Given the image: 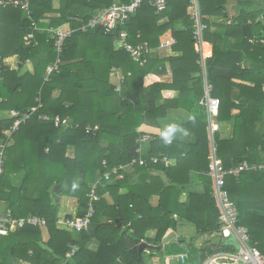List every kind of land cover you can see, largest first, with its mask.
<instances>
[{
  "label": "trees",
  "instance_id": "obj_1",
  "mask_svg": "<svg viewBox=\"0 0 264 264\" xmlns=\"http://www.w3.org/2000/svg\"><path fill=\"white\" fill-rule=\"evenodd\" d=\"M131 1L29 0V16L21 8H0V113L5 115L0 120V144L7 141L5 132L15 123L11 111L23 114L37 109L8 141L0 177V206L5 205L4 211L10 210L16 219L35 215L47 221L45 228L26 225L0 236V264H148L149 250L140 255V246L148 243L162 247L166 233L178 226L176 215L179 224L187 221L207 238L205 247L196 252L199 264L210 255L230 250L224 238L214 236L220 229V209L214 181L208 175L211 136L207 109L201 105L204 70L193 35L195 21L189 13L192 0H169L162 13L146 1L125 26L133 45L147 42L150 49L159 50L175 40L166 58L149 55L147 63L140 66L123 49L116 51V39L103 30L76 31L64 47L58 69L47 74L58 58L50 29L77 30L98 11ZM198 1L208 26L204 40L213 46L205 66L206 79L214 88L212 96L221 101L216 119L220 124L232 123L231 139H223L221 133L214 136L217 155L226 168L245 161L250 165L262 163L264 8L253 13L242 11L228 25L215 23L212 18L226 19L230 2L246 5L247 1ZM83 10L87 13L80 15ZM31 33L35 42L28 46L25 38ZM6 60L11 61L9 66ZM29 63L33 71L26 70ZM167 63L172 84L157 81ZM114 70L131 74L121 92L111 81ZM174 110L192 116L181 128L195 142L173 140L166 144L163 138L152 136L147 153L139 154L138 129L143 125L161 127ZM43 115L69 123L56 127L43 121ZM163 155L175 164L165 168L151 161ZM133 161L134 173L122 171L121 178L113 176L110 182L99 185L100 199L94 204L88 230L58 227L63 197L78 201L77 216L66 218L84 217L89 210V194L103 173ZM154 169L164 178L152 176ZM193 174H199L198 183ZM262 182L264 171H249L229 177L227 189L239 210V225L264 253ZM124 189L129 192L121 196ZM154 196L159 197L156 206L151 203ZM150 233H155L154 237ZM94 238L99 247L91 252L87 244ZM73 247L78 250L69 258ZM170 247L168 254L181 253L172 249L176 243Z\"/></svg>",
  "mask_w": 264,
  "mask_h": 264
},
{
  "label": "built area",
  "instance_id": "obj_2",
  "mask_svg": "<svg viewBox=\"0 0 264 264\" xmlns=\"http://www.w3.org/2000/svg\"><path fill=\"white\" fill-rule=\"evenodd\" d=\"M148 2L158 13L166 11L169 0H132L129 4H123L117 2L111 7L98 11L91 19L81 25L77 30L66 28H52L50 31L53 34L54 46L56 48L58 58L54 65H51L47 69V74L50 75L55 69H58L61 64V54L64 51V47L67 41L72 37L76 31L87 33L90 30H103L106 34L112 35L115 30H118L116 37L117 46L119 49H123L133 60V62L144 66L148 57L152 52L147 42L139 45H133L129 42V33L125 29V26L133 15L142 7L145 2ZM15 7L21 8L27 16L30 14V2L29 0H0V8ZM189 13L192 19L195 21L194 39L196 41L197 51L202 56L204 61V33L208 29V26L204 23V17L201 15L199 1L192 0ZM72 21L80 22L78 19L73 18ZM26 44L29 46L35 42V36L33 33L29 34L25 38ZM176 41L172 43H166L162 45V48L170 49ZM36 45V44H35ZM121 71H113L111 77L118 80L116 85V91L121 92L123 85L126 82L127 76ZM205 95L201 100V105L205 106L208 113L209 130L211 136V166L208 175L214 181V195L218 202L220 209L219 224L220 229L214 234L215 237H222L227 241V246H231L229 251L220 252L214 255L208 256L201 264H264V253L261 252L256 246L252 244L251 237L245 227L239 225V210L235 203L230 198V193L227 189V180L229 177H239L244 172L254 171L263 172L264 162L250 165L248 162L230 168H226L223 161L217 155V148L214 142L215 134L220 130L219 124L214 120L218 114L221 106V101L218 98L212 96L214 90L213 86L205 81ZM37 111L33 108L28 113H20L18 111H11L9 113L10 118L15 119V123L11 131H6L7 141L0 144V177L4 173V157L5 149L8 145V141L13 132L19 130L20 125L30 119L33 113ZM41 119L45 122H52L56 127L68 125L67 120H62L60 117H51L49 115L41 116ZM96 130H94L95 132ZM139 139L137 143L140 147L137 152L142 154V146L151 141L152 135L138 129ZM151 161L155 165H162L165 168H169L175 164V162L168 156L152 157ZM136 161H133L129 166H133ZM141 163H145V160H141ZM104 167L107 168V163H104ZM125 166L114 168L111 171H105L103 177L97 182L91 193L89 194L90 204L88 213L84 217L66 218L60 217L58 220V227L60 229L82 232L89 229L92 216L95 213L94 204L99 201L100 197L97 194L99 185H103V181L110 182L113 176L121 178V172L125 170ZM31 225L34 227L45 228L47 221L41 217L30 215L27 218L16 219L13 217L10 210H0V236H7L10 233H14L17 230ZM77 248L73 247L68 257H73ZM182 262L185 263L186 256H181Z\"/></svg>",
  "mask_w": 264,
  "mask_h": 264
},
{
  "label": "crops",
  "instance_id": "obj_3",
  "mask_svg": "<svg viewBox=\"0 0 264 264\" xmlns=\"http://www.w3.org/2000/svg\"><path fill=\"white\" fill-rule=\"evenodd\" d=\"M247 1V4H239L236 2H230L229 5L226 8V12L228 15V18L223 19H214L212 18L215 23H222V24H231L232 20L237 17L242 11L246 12V13H253V12H259L264 8V2L263 0H245ZM250 2V3H249ZM87 12L85 10L80 11V15H85ZM210 20V19H209ZM46 21V20H45ZM261 21L264 23V17H261ZM161 23H165V21L161 22ZM116 39V37H114ZM114 47L115 50L118 51L119 48L117 46V41L115 40L114 42ZM208 48V51H207ZM213 54V46L210 43H206L204 44V61H202V66H203V70H204V85L206 84V66H205V62L207 58H210ZM168 55H170L168 48H162V46L160 47L159 50H152L150 56L152 58H159V59H164L166 58ZM174 56H180V54H175ZM11 61L10 60H6V65H10ZM247 66V64H245ZM26 70L28 71H33L34 67L32 63H29L28 65H26ZM116 71V70H114ZM112 83L115 85L117 84L118 80L111 78ZM157 81H160L162 83L165 84H172L173 83V74H172V70H171V66L169 63H167L165 65V68L163 69V74H161L160 76L157 77ZM235 83H241V81L235 80ZM249 86H253V84H248ZM205 89V88H204ZM205 95V94H204ZM174 96H178L177 93H174ZM235 100H239L238 95L235 94ZM170 119L166 122L163 123L161 127H151L148 125H143L141 128L142 131L147 132L149 134H151L152 136H157V137H161L162 138V133L166 130L167 126L170 124H177L181 127L182 123H186L188 121H190L192 119V116L187 113L184 110H174L170 113ZM5 118V115L3 113H0V120ZM217 123V119L215 117L214 119ZM220 126V130L217 133H221V136L223 139H231L233 136L232 133V123H225V124H220L218 123ZM176 141H182L185 143H194L195 142V138L191 135V134H177V136L173 139ZM172 140V141H173ZM148 150L147 144H144L142 146V154H146ZM125 173L128 174H132L135 172V169L133 166H125ZM150 174L154 177H163L164 178V174L161 171H158L156 169L150 171ZM199 174H193V180H195L197 183L199 182V178H198ZM260 187H264V183H260L259 184ZM59 186L56 187L54 189L55 193H58L59 191ZM128 190L124 189L121 191L120 195L121 196H126L128 194ZM159 202V197L158 196H154V198H152L151 203L153 206H156ZM61 208H60V212L59 215L60 217H67V216H77L78 213V201L76 199L73 198H68V197H63L61 199ZM3 206V204H2ZM5 207V205H4ZM175 220L178 224L176 229H170L164 239H163V243H162V247H156L153 245H150L148 243V245L155 247L154 249H150V248H145L144 251L149 250V252L147 253L148 256L151 255V258H149L147 260L148 264H193V261H195V264H199L197 259H196V252L200 249H203L205 247V243L207 241V238L203 237L202 235H200L196 228L191 225L189 222L187 221H183V223L181 222L179 224V218L176 215L175 216ZM193 226V227H191ZM193 228H195L194 230H196V234L197 237H194V230ZM152 235V237H154L155 233H150V236ZM194 238H196V240L194 241ZM190 239V241H189ZM44 240L47 241L48 240V235L47 233L44 234ZM177 244L176 248H172L173 250H181L180 254L177 255H172V254H168V251L171 250L170 245L171 244ZM99 247V242L97 239H92L90 242H88L87 244V249L91 252H96L98 250ZM162 250V251H161ZM143 251V252H144ZM157 251V252H155ZM152 252V253H150ZM140 253V252H139ZM181 256H186V261L185 263L182 262L181 260ZM20 264H27L25 262H21Z\"/></svg>",
  "mask_w": 264,
  "mask_h": 264
},
{
  "label": "clouds",
  "instance_id": "obj_4",
  "mask_svg": "<svg viewBox=\"0 0 264 264\" xmlns=\"http://www.w3.org/2000/svg\"><path fill=\"white\" fill-rule=\"evenodd\" d=\"M177 134L186 135L187 133L179 125L170 124L167 126L166 130L162 133V138L166 144L171 143L172 140L177 136ZM75 187H76V185L73 184V189H75Z\"/></svg>",
  "mask_w": 264,
  "mask_h": 264
},
{
  "label": "water",
  "instance_id": "obj_5",
  "mask_svg": "<svg viewBox=\"0 0 264 264\" xmlns=\"http://www.w3.org/2000/svg\"><path fill=\"white\" fill-rule=\"evenodd\" d=\"M118 35V30H115V32L112 34L113 37H117ZM145 248H150V249H154L155 247H152L146 243H143L141 246H140V249H139V252H140V255H142L143 251L145 250Z\"/></svg>",
  "mask_w": 264,
  "mask_h": 264
},
{
  "label": "rangeland",
  "instance_id": "obj_6",
  "mask_svg": "<svg viewBox=\"0 0 264 264\" xmlns=\"http://www.w3.org/2000/svg\"><path fill=\"white\" fill-rule=\"evenodd\" d=\"M196 50H197V48H196ZM166 123V122H165ZM0 209L1 210H4V207L3 206H0ZM191 227H193V226H191ZM195 228H193V230H194ZM194 237H197V234H196V230H194ZM196 240V238H194V241ZM189 241H190V239H189ZM147 259V258H146ZM196 262L195 261H193V264H195Z\"/></svg>",
  "mask_w": 264,
  "mask_h": 264
}]
</instances>
